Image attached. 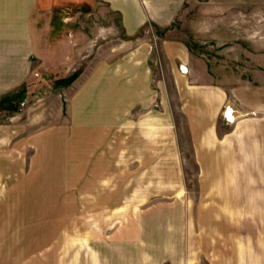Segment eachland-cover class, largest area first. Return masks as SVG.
I'll use <instances>...</instances> for the list:
<instances>
[{
	"label": "crops",
	"instance_id": "0c3cea01",
	"mask_svg": "<svg viewBox=\"0 0 264 264\" xmlns=\"http://www.w3.org/2000/svg\"><path fill=\"white\" fill-rule=\"evenodd\" d=\"M41 1L50 17L57 4L71 2L100 4L119 16L125 37L75 77L69 96L76 137L90 138L94 148L105 146L92 161L100 166L112 162L114 169L95 166L90 174L95 181L74 187L87 203L74 202L68 209L66 203L56 207L43 196L49 187L32 186L25 192L0 188V264H204L205 258L208 264H264V115H258L264 112V86H243L245 80L236 76L233 89L211 83L203 72L194 73L188 49L179 40L164 45L162 72L161 53L156 54L154 45L144 38L131 40L145 22L154 25L155 34L185 0ZM17 3L0 0V24L4 21L10 32L12 19L17 22ZM45 54L50 55L49 47ZM179 62L187 65L188 74L179 71ZM166 70L175 83L177 112L192 132L195 160L202 164L200 181L192 188L196 202L180 181L173 110L157 106ZM231 101L233 122L219 123L222 108ZM131 162H143V168L131 171ZM213 163L217 169H211ZM242 163L251 169H242ZM118 178H123L120 186ZM243 178L250 184L243 185ZM116 193L120 199L114 201ZM82 210L88 215L82 217ZM223 217L233 226L229 233L221 228Z\"/></svg>",
	"mask_w": 264,
	"mask_h": 264
},
{
	"label": "rangeland",
	"instance_id": "374dc122",
	"mask_svg": "<svg viewBox=\"0 0 264 264\" xmlns=\"http://www.w3.org/2000/svg\"><path fill=\"white\" fill-rule=\"evenodd\" d=\"M81 4H57L50 17L51 12L43 7L41 0H18L17 22L14 25L12 19L11 32L2 26L4 21L0 24V188L19 187V191L25 192L31 191L28 187L32 186L49 187L50 193L43 196H49L56 207L66 203L67 209L74 202L87 203L86 195L79 194L74 187L90 186L95 181L90 175L95 166L102 170L113 168L112 162L104 161L100 166L92 161L96 152L105 146L94 148L90 138L76 137L75 116L69 109L74 79L87 73L93 59L105 56L111 44L117 46L125 37L114 11L100 4L92 7L89 3ZM59 10L62 15L57 14ZM49 19L52 21L50 29ZM153 26L145 22L130 38H144L154 45L156 54L161 53L162 72L167 60L164 45L179 40L188 49L194 73L203 72L211 83L233 89L238 85L232 80L236 76L245 80L240 83L243 86L247 82L264 86V4L185 0L177 15L158 28L156 35ZM48 47L50 55L47 57ZM182 67L186 72H182ZM178 69L188 74L187 65L179 62ZM193 78L197 80L199 76ZM163 80L162 100L158 99L157 106L160 103L162 108L173 110L181 155L179 164L183 171L179 180L189 188L196 202L199 197L192 188L200 181L197 172L202 164L195 160L192 152V132L186 129L188 122L177 112L175 83L169 81L168 72ZM230 103L233 101L222 108L217 118L219 123L233 122L235 114ZM258 115L263 116L264 112L259 111ZM242 164V169H251L249 163ZM143 165V162L139 165L131 162V171ZM217 168V163H213L211 169ZM122 180L118 178L115 182L120 186ZM245 181L243 178V185L250 184ZM248 181L252 182L251 178ZM119 197L118 193L114 194V201ZM86 213L88 215L89 211L82 210V217ZM222 221L221 228L229 233L233 226L227 224V218L223 217ZM233 260L227 258L228 262ZM204 264H208L206 258Z\"/></svg>",
	"mask_w": 264,
	"mask_h": 264
},
{
	"label": "built area",
	"instance_id": "2783aa9c",
	"mask_svg": "<svg viewBox=\"0 0 264 264\" xmlns=\"http://www.w3.org/2000/svg\"><path fill=\"white\" fill-rule=\"evenodd\" d=\"M183 68H184V67H182L181 69H182V72L184 73V72H186V71H185L186 69H183Z\"/></svg>",
	"mask_w": 264,
	"mask_h": 264
},
{
	"label": "bare ground",
	"instance_id": "6f19581e",
	"mask_svg": "<svg viewBox=\"0 0 264 264\" xmlns=\"http://www.w3.org/2000/svg\"><path fill=\"white\" fill-rule=\"evenodd\" d=\"M233 114V113H232ZM232 116V115H231Z\"/></svg>",
	"mask_w": 264,
	"mask_h": 264
}]
</instances>
